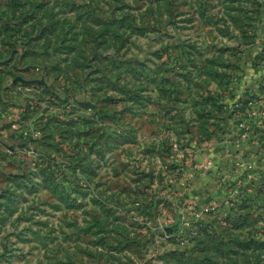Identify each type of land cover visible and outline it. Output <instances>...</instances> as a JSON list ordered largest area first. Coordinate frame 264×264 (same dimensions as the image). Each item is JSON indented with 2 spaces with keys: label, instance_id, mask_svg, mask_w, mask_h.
<instances>
[{
  "label": "rangeland",
  "instance_id": "1",
  "mask_svg": "<svg viewBox=\"0 0 264 264\" xmlns=\"http://www.w3.org/2000/svg\"><path fill=\"white\" fill-rule=\"evenodd\" d=\"M0 264H264V0H0Z\"/></svg>",
  "mask_w": 264,
  "mask_h": 264
},
{
  "label": "water",
  "instance_id": "2",
  "mask_svg": "<svg viewBox=\"0 0 264 264\" xmlns=\"http://www.w3.org/2000/svg\"><path fill=\"white\" fill-rule=\"evenodd\" d=\"M178 229V224H175L173 226H169L167 228V231L172 232V230L176 231Z\"/></svg>",
  "mask_w": 264,
  "mask_h": 264
}]
</instances>
